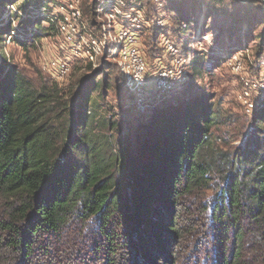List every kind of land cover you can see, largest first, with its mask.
<instances>
[{
    "label": "trees",
    "instance_id": "16d2710c",
    "mask_svg": "<svg viewBox=\"0 0 264 264\" xmlns=\"http://www.w3.org/2000/svg\"><path fill=\"white\" fill-rule=\"evenodd\" d=\"M56 1L0 0V38L13 30L1 20L4 8L17 2L31 17L18 24L25 40L13 43L26 50L53 35L39 10ZM177 5L166 8L175 26L189 15ZM235 5L248 24L264 14L263 4ZM232 48L219 51V63ZM116 70L106 63L66 94L56 82L35 85L1 57L0 264H36L35 257L41 264H175L181 200L214 181L219 189L204 208L214 252L204 264H264V101L230 151L215 147L213 128L222 122L206 94L176 111L151 104L147 122L113 142L121 130L91 96L103 99L112 82H122L120 74L112 78ZM192 72L201 73L192 65L191 80ZM84 229L88 241L79 239Z\"/></svg>",
    "mask_w": 264,
    "mask_h": 264
},
{
    "label": "rangeland",
    "instance_id": "374dc122",
    "mask_svg": "<svg viewBox=\"0 0 264 264\" xmlns=\"http://www.w3.org/2000/svg\"><path fill=\"white\" fill-rule=\"evenodd\" d=\"M161 1L164 3V14L167 16L166 8L173 0H169V4L167 0ZM174 1L177 2L179 8L185 6L189 12L187 24L190 26L191 34L204 37L208 41L191 44L197 53L196 62L201 63L199 66L193 63V71L196 69L201 73H194L195 75H193L192 72V80L190 78L189 82L183 85L182 90L178 92L175 90L172 94L152 103L160 104L161 102V105L166 103L169 109L176 111L187 101L199 99L201 94H206L219 113L218 121L222 122L213 128L212 137L216 140L215 147L218 152L221 150L230 151L241 144V137L249 130V122L253 116L246 113L248 99H240L243 92L246 90L249 93V98H253L249 101L254 104V109H257L261 101H264V94L260 90L256 92L252 85L257 82L260 83L259 80H264V48H262L264 14L261 15L260 20L254 22L251 17H248L253 22L248 24L244 21L245 16L241 15L243 9L239 5H235L236 0ZM82 2L86 13L89 0ZM142 3L149 12V18H152V15L155 14L152 2L143 0ZM260 4L264 5V3L251 0L253 8L260 7ZM171 23L169 27L173 24ZM60 43L61 39L53 32V35L42 37L40 41L24 50L15 43L3 47L2 37L0 38V54L5 58L8 66L16 67L35 85L41 80L49 83L56 82L58 88L66 94L70 93L78 81L96 77L100 68L106 63L113 64L117 68L116 72H118H113L114 74L112 73L111 76L112 78L115 75L119 78L121 76L122 82H118V80L112 82V87L104 93L103 99L97 96V91H93L91 96L92 100L99 102L101 109L99 114L111 119L112 122H116L118 129L121 130L120 134L115 133L113 135V142L121 136L125 138V136L132 134L131 128L134 127L135 123L143 125L147 122L148 114L152 112L151 104L144 111L136 110L132 101L135 96L129 95L126 82L118 70L116 60L108 54L98 56L93 63L77 57L70 67L68 76L62 81L53 80L49 74L45 73L42 70V65ZM156 45L157 33L150 29H144L140 37V50L144 52L148 62L156 53ZM230 48H232L231 54L238 56L239 65L237 64V67L227 62L226 58L229 55L223 59V62L219 63L218 61L219 55L217 54H220L219 51L228 52ZM182 94L185 96L181 98V101H177L176 98ZM214 183L209 186L208 190L194 193L181 200L179 222L183 225L184 234L177 251L175 264H204L205 258H208L209 261L213 256L212 232L208 230V215L204 208L209 205L208 202L219 189V181H214ZM70 232L77 233V229L72 228ZM88 232L84 229L82 233H84L85 238L80 237L79 239L88 241L91 238L89 235L91 233ZM122 254L121 252L118 253L119 258L122 257ZM90 258L86 257L85 259L89 260ZM40 259L35 257V263L41 264Z\"/></svg>",
    "mask_w": 264,
    "mask_h": 264
},
{
    "label": "built area",
    "instance_id": "2783aa9c",
    "mask_svg": "<svg viewBox=\"0 0 264 264\" xmlns=\"http://www.w3.org/2000/svg\"><path fill=\"white\" fill-rule=\"evenodd\" d=\"M82 1L57 0L39 10L40 15L49 20L48 24L43 22V25L52 26L61 39L58 48L42 65V70L53 80L62 81L68 76L77 57L93 63L98 56L108 54L116 60L129 95L135 96L132 101L138 111L146 110L149 104L175 90H182L183 85L189 82L195 51L191 44L208 40L192 35L187 23L173 25L164 14L161 0H149L155 11L152 18H149L143 0H89L86 13ZM253 1L262 3L264 0ZM19 6V3H11L4 8L1 20H10L13 30L2 36L3 47L13 44L14 38L25 40L26 35L18 24L31 16ZM144 29L157 33L156 53L150 62L140 50V37ZM237 59L238 56L232 54L226 58L234 67L239 65ZM259 82L252 84L253 89L264 94V80ZM245 98L248 99L246 113L252 116L256 109L249 101L253 98H249L246 90L240 99Z\"/></svg>",
    "mask_w": 264,
    "mask_h": 264
},
{
    "label": "water",
    "instance_id": "95a60500",
    "mask_svg": "<svg viewBox=\"0 0 264 264\" xmlns=\"http://www.w3.org/2000/svg\"><path fill=\"white\" fill-rule=\"evenodd\" d=\"M236 1H238L240 3H247L248 2V0H236ZM262 3H264V1Z\"/></svg>",
    "mask_w": 264,
    "mask_h": 264
}]
</instances>
